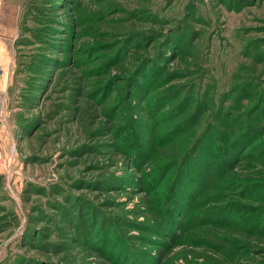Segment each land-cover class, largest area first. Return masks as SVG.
<instances>
[{"label": "rangeland", "instance_id": "rangeland-1", "mask_svg": "<svg viewBox=\"0 0 264 264\" xmlns=\"http://www.w3.org/2000/svg\"><path fill=\"white\" fill-rule=\"evenodd\" d=\"M7 3L0 264H261L264 236L208 214L264 217V143L201 195L208 151L175 162L264 115V0Z\"/></svg>", "mask_w": 264, "mask_h": 264}, {"label": "trees", "instance_id": "trees-1", "mask_svg": "<svg viewBox=\"0 0 264 264\" xmlns=\"http://www.w3.org/2000/svg\"><path fill=\"white\" fill-rule=\"evenodd\" d=\"M261 117L264 118V115ZM262 118H257L255 121H253L252 126L250 125L248 128L244 129L246 138H241L239 137L240 135L236 136L235 138H229V139L224 138L225 141L223 139L222 142L217 144L214 148L213 146H211L213 142L205 146L204 143L200 144V142L197 141V142H193L192 146L190 145V148L185 149L182 152L181 156L178 158L179 160H177L175 163L177 164L178 162H180V165L184 166L185 164L186 166V163L192 161L194 157H196L195 154L198 152V150H200V148L206 149L208 151L206 154V159L205 160L202 159L203 161L199 163V166H202V168L200 169L201 170L200 179L201 178L202 179H201V182H198V185H197L198 186L197 191H199L198 194L201 195V193H203V191H205L207 188L211 187V185H212V188L216 187L215 186L216 184L214 182L215 180H219L221 179V177L222 178L227 177L226 175L232 169H235V165H237L240 162V160H242L243 158H246L245 156L236 154L237 151H240L241 149L243 152L249 149H252V151L254 152L263 150V148L261 147H253L256 143H264V140L261 142L262 139H259V137H261L263 134L264 126H262L260 130H256V127H255V126L260 125L259 122H263ZM259 119H262V120H259ZM194 147L195 149L198 147V150L197 151H195V149L193 150ZM263 147H264V144H263ZM190 150H193V152L190 153ZM192 153L194 154L190 155ZM233 153H235V155L231 157ZM212 155H216L214 156L215 158H213ZM188 165L189 167H191L190 163H188ZM262 181L263 180H261L260 182ZM260 182H253L249 184L250 185L249 188H251L254 192L260 195L261 199L263 200L264 197H262L261 195H264V191H263L264 182L263 183H260ZM198 194H196V196ZM195 197L193 199V204L195 202ZM217 211H219L218 208H214L208 214L211 216L216 215L218 217L217 219L219 222L217 224L233 223L236 226H245L246 232L248 234H255V235L259 234L260 236H264V217L261 214H260V217L255 218V216H252L251 213L248 216H246L247 214H240L239 212H236L234 208H232L230 209V211H227L226 213L233 212L236 216L230 217L229 220L225 219V221H222V218H221L222 215L217 214ZM239 215H244L242 216L243 220L242 221L234 220ZM261 264H264V261Z\"/></svg>", "mask_w": 264, "mask_h": 264}, {"label": "crops", "instance_id": "crops-1", "mask_svg": "<svg viewBox=\"0 0 264 264\" xmlns=\"http://www.w3.org/2000/svg\"><path fill=\"white\" fill-rule=\"evenodd\" d=\"M19 32V7L15 4H4L0 7V46L14 43L18 39ZM10 72L0 69V121L6 120V112L9 107L8 81Z\"/></svg>", "mask_w": 264, "mask_h": 264}, {"label": "built area", "instance_id": "built-area-1", "mask_svg": "<svg viewBox=\"0 0 264 264\" xmlns=\"http://www.w3.org/2000/svg\"><path fill=\"white\" fill-rule=\"evenodd\" d=\"M0 166H3L6 168V160H5V155L0 147Z\"/></svg>", "mask_w": 264, "mask_h": 264}]
</instances>
